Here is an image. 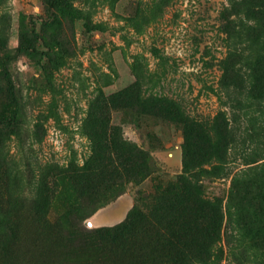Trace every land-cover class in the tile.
Here are the masks:
<instances>
[{"label":"rangeland","instance_id":"rangeland-1","mask_svg":"<svg viewBox=\"0 0 264 264\" xmlns=\"http://www.w3.org/2000/svg\"><path fill=\"white\" fill-rule=\"evenodd\" d=\"M228 4L0 0V264H142L94 233L159 192L164 264H264V62Z\"/></svg>","mask_w":264,"mask_h":264},{"label":"trees","instance_id":"trees-1","mask_svg":"<svg viewBox=\"0 0 264 264\" xmlns=\"http://www.w3.org/2000/svg\"><path fill=\"white\" fill-rule=\"evenodd\" d=\"M49 6L57 5L59 0H46ZM224 16V30L234 42L232 44L233 52H230L232 60L235 57V50L237 51L238 45H245L240 48L238 53H241L244 48L259 47L261 50L256 55L257 62H264V0H229V4L223 9ZM256 49V48H255ZM257 50V49H256ZM232 63V61L230 62ZM133 86H136L135 84ZM13 94V92H12ZM137 95H134L129 102L130 104L136 102ZM127 102L116 104L115 107L125 106ZM165 103L159 98H155L151 108L161 115L165 111ZM107 117V116H106ZM107 145H110L109 136L105 134ZM108 150L105 148L104 151ZM137 162L132 160H123L122 164L114 163L112 159H105L102 161L100 170L101 173L106 171L109 173L110 180L122 173H129L133 171ZM123 170V171H122ZM163 202V193H154L152 205L145 211L142 206H135L129 213L126 220L113 225L111 227H103L95 230V235H100L102 238L108 234H118L124 239L133 238L129 242V248L138 250L139 258L142 264H164V255L160 251L159 243L163 238L164 225L159 215V209ZM135 233H142L143 235H150L153 240V249L150 255H145L143 249L140 247V242L135 237ZM143 240V239H142ZM140 240V241H142ZM128 247V246H127ZM175 264V263H174Z\"/></svg>","mask_w":264,"mask_h":264}]
</instances>
